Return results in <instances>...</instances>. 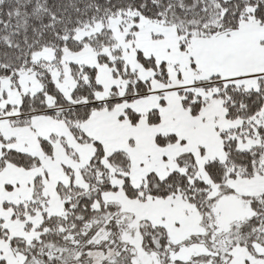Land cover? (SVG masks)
<instances>
[{
    "label": "snow or ice",
    "instance_id": "obj_1",
    "mask_svg": "<svg viewBox=\"0 0 264 264\" xmlns=\"http://www.w3.org/2000/svg\"><path fill=\"white\" fill-rule=\"evenodd\" d=\"M0 264H264V0H0Z\"/></svg>",
    "mask_w": 264,
    "mask_h": 264
}]
</instances>
